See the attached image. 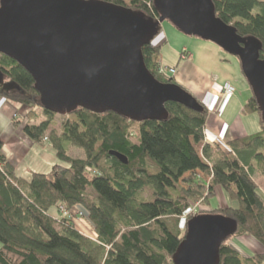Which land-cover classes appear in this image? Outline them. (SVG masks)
Masks as SVG:
<instances>
[{
	"label": "trees",
	"instance_id": "obj_1",
	"mask_svg": "<svg viewBox=\"0 0 264 264\" xmlns=\"http://www.w3.org/2000/svg\"><path fill=\"white\" fill-rule=\"evenodd\" d=\"M90 1V0H86ZM159 18L154 0H95ZM216 15L241 37L262 43L264 0H213ZM160 47L142 49L149 72L161 83L180 85L161 73ZM243 73V71H242ZM0 96L27 107H40L48 119L29 123L25 134L37 144L48 137L57 157L47 173L19 176L0 142V264H173L187 234L195 202L211 205L221 186L231 205L211 212L235 219L238 230L220 246L219 264H263L264 250L245 256L232 242L251 237L264 249V121L261 131L228 141L230 151L206 141L208 109L165 103L164 120L134 121L112 111L77 108L65 117L62 135L47 132L57 113L45 109L32 75L14 59L0 54ZM12 85V86H10ZM252 91V88H251ZM31 109L28 117H35ZM243 113L261 115L253 94ZM71 146L84 158L69 155ZM201 146V152L198 147ZM112 152L127 158L123 163ZM79 206L96 234L76 228ZM57 208L59 216L49 212Z\"/></svg>",
	"mask_w": 264,
	"mask_h": 264
},
{
	"label": "water",
	"instance_id": "obj_2",
	"mask_svg": "<svg viewBox=\"0 0 264 264\" xmlns=\"http://www.w3.org/2000/svg\"><path fill=\"white\" fill-rule=\"evenodd\" d=\"M154 4L156 20L104 1L0 0V54L32 75L40 103L49 111L68 115L83 108L138 122L164 120L167 102L201 108L188 90L159 82L145 65L143 47L153 43L160 25L169 20L179 31L211 41L241 60L264 121L261 41L238 35L216 15L213 0ZM112 154L128 162L122 154ZM237 230L238 222L224 215L194 216L173 264H219L221 244Z\"/></svg>",
	"mask_w": 264,
	"mask_h": 264
},
{
	"label": "crops",
	"instance_id": "obj_3",
	"mask_svg": "<svg viewBox=\"0 0 264 264\" xmlns=\"http://www.w3.org/2000/svg\"><path fill=\"white\" fill-rule=\"evenodd\" d=\"M173 31L175 32V29ZM174 32L171 35L174 36ZM169 39L171 40L165 32L153 43L173 54L172 67L179 64L178 73L175 76L176 80L205 104L209 110L205 128L206 141L223 143L231 139L255 134L254 131L258 122L240 118L241 114L244 115L242 109L245 100L236 98L234 101V95L226 97L222 94L223 86L227 83L231 84V81L229 79L221 81L220 78H216L215 74H212L209 67L212 61L208 58L209 56L198 46L194 48L192 46L193 51L191 48L185 47L190 56L181 57L178 52L179 49L170 44ZM16 111L17 108L12 102L0 97V142L4 143L2 146L3 154L15 167L19 176L29 177L32 172H49L52 165L61 162V160L53 149L43 148L29 138L28 140L33 142L30 144L27 142L26 136H21V131L15 129L13 125V115ZM228 202L230 203V201ZM230 205L231 203L227 206ZM243 238L246 237L241 239Z\"/></svg>",
	"mask_w": 264,
	"mask_h": 264
},
{
	"label": "rangeland",
	"instance_id": "obj_4",
	"mask_svg": "<svg viewBox=\"0 0 264 264\" xmlns=\"http://www.w3.org/2000/svg\"><path fill=\"white\" fill-rule=\"evenodd\" d=\"M173 29H175V32L173 31ZM165 32H167V35L169 36V38H171V40L169 39L170 44L174 45L176 48L179 49L178 52L181 55V57L186 58V57L190 56L189 51L186 48H191L192 51H193V48L195 46H198L199 48H201L202 51L205 52V54H207L209 56L208 58L211 59V61H212L209 65L210 70L212 71V74H215L216 78L217 79L220 78L221 81L229 79L231 81V84L235 87L236 92L234 94V101L236 98H238V99L243 100V101L245 100V102H246V100L250 97L252 91H251V86H250L249 82L247 81L246 77L242 73V64H241V60L238 57L227 53L221 47H219L218 45L214 44L211 41H207V40H204L198 36L188 35V34H185L181 31H179L174 26V24L169 20H166L165 22H163L160 25L159 33L155 37L153 42L156 41L158 39V37L163 36V34H165ZM172 32L175 33L174 36L171 35ZM192 46H193V48H192ZM191 49H189V50H191ZM159 50H160V54L162 57V61H161L162 65L164 66V68H166L167 73L169 72V75H167V76L175 77L178 73L179 64L175 67H172V65H173L172 60L174 58L173 54L166 52V49L165 48L163 49V47H161ZM217 61H218V63H217ZM169 67L174 68L176 70V73L171 74L170 69H168ZM175 79H176V77H175ZM222 94H223V92H222ZM0 97L3 98L2 96H0ZM12 103L17 108V111L13 115V125L15 126V129H18L21 131V136H23V137L26 136L27 142H29L31 144L33 142H30V140H28L29 137L24 132L25 125L29 124V123H39L43 120L48 119V116L45 114V112L42 110V108H40L38 106L31 108V107H27V106H24V105L16 103V102H12ZM31 109H33L35 111L34 112L35 117H32V116L28 117L27 116L28 112L31 111ZM242 113H243V109H242ZM208 115H209V110H208ZM241 115H242L240 117L241 119L245 118L247 120H252V121L258 122V125L254 131L255 133L261 131V125L259 124V121L261 120L262 116L260 114L254 113V114H248V115H246V114H244V115L241 114ZM65 122H67L65 117H62L61 115H56L53 119V125L50 126V128L47 132V135L50 136L51 133H55L56 135H62V126L64 125ZM227 143H228V141L223 142V143L220 142L217 144H219V146L224 151L229 152L230 147L228 146ZM35 144H37V143H35ZM38 145L43 147V148L48 147L50 149H53V151L56 152V150H54L51 142L49 141L48 137H46L43 140V142L41 144H38ZM201 149H202V147L199 146L198 147L199 152H201ZM69 155L72 157H75V158H84L85 157V150L81 147L71 146L70 150H69ZM57 164L66 165V166L68 165L67 162L61 161L59 163L52 165L51 170ZM255 180L257 181V183L259 184L261 189L264 190V178L261 175H259V173L255 176ZM227 201H230V198L228 197V195L224 191V189L221 186H219V187H217L216 198L211 201V205H207L202 201L201 202L200 201L195 202L193 204V206H194L193 212L200 213V214L202 212H211L215 207H218V206L225 207L231 203V202L227 203ZM49 213L52 216H59V212H58L57 208L51 209ZM72 213L78 216V218L76 219L77 221L75 223L76 228L81 233H83L85 236H87L91 239H95L96 234L93 230L92 225L88 221L84 211L79 206H77L76 208H74L72 210ZM241 238L242 237H235L232 239V242L238 247V249L242 252L243 255L247 256V255L252 254L253 252H256V250H261V251L264 250V249H262L263 247L258 242H256L254 239H252L251 237L247 236L246 238H243V239H241Z\"/></svg>",
	"mask_w": 264,
	"mask_h": 264
},
{
	"label": "built area",
	"instance_id": "obj_5",
	"mask_svg": "<svg viewBox=\"0 0 264 264\" xmlns=\"http://www.w3.org/2000/svg\"><path fill=\"white\" fill-rule=\"evenodd\" d=\"M168 69H170V73L171 74H173V73L175 74L176 73V70L174 68L169 67ZM160 72L164 73L166 75H169V72L167 73L166 68H164V67L161 68ZM235 92H236V89H235V87L233 85L227 83V84H225L223 86V94H224V96L231 97V96H233L235 94Z\"/></svg>",
	"mask_w": 264,
	"mask_h": 264
}]
</instances>
